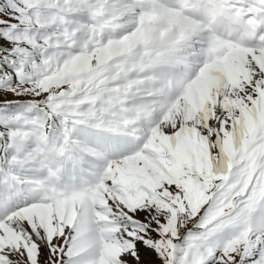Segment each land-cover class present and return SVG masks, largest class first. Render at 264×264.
Here are the masks:
<instances>
[{
  "label": "snow or ice",
  "instance_id": "6c2138e0",
  "mask_svg": "<svg viewBox=\"0 0 264 264\" xmlns=\"http://www.w3.org/2000/svg\"><path fill=\"white\" fill-rule=\"evenodd\" d=\"M0 264H264V0H0Z\"/></svg>",
  "mask_w": 264,
  "mask_h": 264
}]
</instances>
